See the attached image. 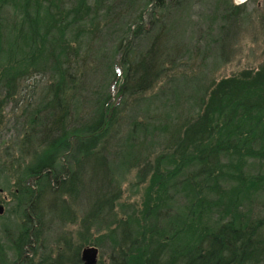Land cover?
Here are the masks:
<instances>
[{"label": "trees", "instance_id": "1", "mask_svg": "<svg viewBox=\"0 0 264 264\" xmlns=\"http://www.w3.org/2000/svg\"><path fill=\"white\" fill-rule=\"evenodd\" d=\"M184 1L148 0L151 7L146 18L142 19V12L135 16L114 51L118 58L114 66L120 65L124 70L118 80V71L111 68L113 80L108 84L116 100L107 91L102 99L94 100V108L86 110L82 119L79 117L82 121L78 127L65 130L78 114L72 110V100L76 102L78 98L71 99V89L87 93L95 84L98 63H92L90 43L97 25H89H94V30L88 29L90 43L83 42L80 36L87 19L95 21L92 14L96 12L89 0H0V47L12 46L3 49L2 57L7 63L17 64L0 68V81L7 88L5 96L15 92V77L28 79L49 72L56 82L50 119L58 134L47 142L54 149L52 156L25 167L23 174L28 173L26 178L33 179L31 183L24 180L19 186L26 203L35 204L46 188L52 193L74 192L75 174L64 166L66 155L76 152L78 165L98 162L108 144L106 136L121 134V127L111 132L109 128L120 121L117 107L125 98L152 89L161 74H168L179 54L176 45L170 44L168 16ZM223 6L227 20L238 9L231 0L223 1ZM8 7L12 12L7 11ZM211 20L215 21L213 17ZM143 36L149 41L145 50L138 57L132 51L134 56L126 63L125 48L129 52ZM260 78L247 83L228 81L224 87H214L207 101L196 98L188 104L186 116L182 112H176L173 118L169 112H146L143 120L123 118L129 129L118 140L117 146L123 148L119 161L126 165L153 163L150 185L157 187L154 201L170 200L169 189L176 186V196L182 195L184 202L175 225L168 226L170 233L160 231L155 223L134 225L112 210L106 216L104 207L112 209L113 198H119L114 192L97 202L81 222L86 228L93 224L103 226L104 236L112 242L109 264H264V97L257 92L264 87V76ZM203 89L208 91L209 86ZM84 95L86 103L89 97ZM181 97L176 90V106ZM183 98L190 101L193 97L189 94ZM28 120L35 122L34 116ZM145 121L150 127L145 126ZM230 155L238 159L237 166L223 163L222 159ZM248 157L259 160L260 169L253 174L239 166ZM29 228L22 252L17 254L20 264H34L31 243L35 232L31 234ZM93 244L99 245L98 241ZM81 246L82 243L66 256L68 264H82Z\"/></svg>", "mask_w": 264, "mask_h": 264}, {"label": "rangeland", "instance_id": "2", "mask_svg": "<svg viewBox=\"0 0 264 264\" xmlns=\"http://www.w3.org/2000/svg\"><path fill=\"white\" fill-rule=\"evenodd\" d=\"M223 1L225 0H185L180 7L171 9L167 27L171 29L170 44L174 43L179 53L177 62L168 70L167 75H160L152 89L125 98L117 107L120 121H115L109 128L111 132L112 129L121 127V134L106 136L108 144L102 151L103 155L100 153L102 156L98 162H83L78 165L79 156L76 152L66 155L63 159L64 166L70 174H75L74 192L52 193L46 188L33 205L26 203L24 195L20 196L19 186H23L22 182L33 181L26 178L28 173L23 174L25 167L37 161L45 162L53 154L54 149L47 142L58 134L54 133L56 131H53L50 119L53 84L56 82L54 83L49 72L28 79L15 77V92L5 96L7 88L0 81V204L3 205L0 213V264H20L17 254L22 252V241L29 228L30 216L33 218L29 229L31 234L35 232L31 243L35 251V254L32 253L34 264H51L50 260H54L56 264H68L70 260L66 256L73 254L81 243L80 252L84 247L95 246L98 249L96 264H109L112 242L104 236L106 231L103 226L99 228L100 225L93 224L86 228L81 220L87 211L95 208L97 202H102L101 199L109 198L114 193L119 198H113L112 209L104 207L106 216L112 210L134 225L138 223L147 226L155 223L160 231L170 233L168 226L175 225L176 215L183 210L182 195L176 196L174 186L169 189V194L172 195L170 200L155 202L157 187L151 188L150 185L153 163H121L118 156L123 148L117 144L129 129L124 117L143 120L146 112H169L172 118L176 112H182L186 116L188 104L193 103L196 98L199 102L203 99L207 101L211 90L216 86L224 87L228 81L247 83V80L253 82L263 78L264 0H246L239 4L235 3L236 0H231L232 5L238 9H234L228 20ZM89 3L93 7L92 11L96 12L92 15L96 17L93 22L87 19L83 26L86 29L84 28L80 39L87 42L90 35L88 29L92 27L94 30V25H89H97L94 39L91 43L88 42L91 44L92 63H98V71L95 74V84L88 88L87 93L71 89V99L77 96L82 105L78 100H72V110L78 114L76 119L73 117L67 123L65 130L78 127L86 110L94 108V100L97 102L102 99L107 91H110L111 99L116 100L113 89L109 87L113 80L110 79L113 76L111 68L118 71V80L124 70L120 65L114 66V62L118 60L114 51L119 40L127 34V27H132L130 23L135 16L142 12L144 20L151 7L148 0H98L97 3L89 0ZM7 11L12 12L10 7ZM212 17L215 21L211 20ZM148 42V38L143 36L130 47L131 52L126 47V63L134 54L135 57L140 56ZM9 47L12 46L2 44L0 47V68L17 65L7 63L6 57H2L5 56L3 49ZM73 58L76 60L75 55ZM125 67L123 66L124 69ZM204 86H209L208 91L203 89ZM176 90L182 94L178 106ZM257 92L264 97V87ZM84 94H88L91 101L88 99L85 103ZM189 94L193 98L187 101L183 97ZM32 116L35 121L33 124L28 120ZM141 123L142 121L139 124ZM150 125L145 121V126ZM173 126L171 124V128ZM138 146L140 145H135V148ZM153 158L154 155L150 157L151 160ZM222 160L232 167L238 159L235 160L234 155H230ZM258 161L248 157L239 166L253 174L260 169ZM261 167L264 169V164ZM36 215L38 219L35 218ZM96 241L99 244L97 246L93 244Z\"/></svg>", "mask_w": 264, "mask_h": 264}, {"label": "water", "instance_id": "3", "mask_svg": "<svg viewBox=\"0 0 264 264\" xmlns=\"http://www.w3.org/2000/svg\"><path fill=\"white\" fill-rule=\"evenodd\" d=\"M246 0H236L235 3H243ZM3 211V205L0 204V213ZM97 251L95 246H87L81 249L80 258L83 264H96L97 263Z\"/></svg>", "mask_w": 264, "mask_h": 264}]
</instances>
